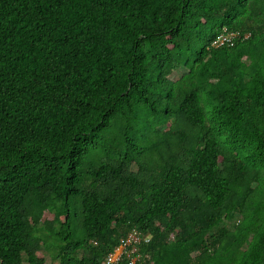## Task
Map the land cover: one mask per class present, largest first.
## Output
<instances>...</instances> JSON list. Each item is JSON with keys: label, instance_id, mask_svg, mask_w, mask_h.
I'll return each instance as SVG.
<instances>
[{"label": "trees", "instance_id": "obj_1", "mask_svg": "<svg viewBox=\"0 0 264 264\" xmlns=\"http://www.w3.org/2000/svg\"><path fill=\"white\" fill-rule=\"evenodd\" d=\"M132 230L134 264H264V0H0V264Z\"/></svg>", "mask_w": 264, "mask_h": 264}, {"label": "built area", "instance_id": "obj_2", "mask_svg": "<svg viewBox=\"0 0 264 264\" xmlns=\"http://www.w3.org/2000/svg\"><path fill=\"white\" fill-rule=\"evenodd\" d=\"M236 33L228 32L227 29H223L212 42L215 47L223 44H232ZM140 242L139 233L136 230L130 231L123 239H121L119 246L115 247L102 261V264H116L123 253L129 257L128 264H134L136 258L132 255L136 251L135 244ZM130 248L129 250L127 249Z\"/></svg>", "mask_w": 264, "mask_h": 264}, {"label": "rangeland", "instance_id": "obj_3", "mask_svg": "<svg viewBox=\"0 0 264 264\" xmlns=\"http://www.w3.org/2000/svg\"><path fill=\"white\" fill-rule=\"evenodd\" d=\"M182 72H183L182 69L175 70L169 75V77L171 79H176L182 74ZM45 216H51V215L49 213H46ZM42 252L44 253V257H45L46 262L49 263L51 261L50 253L45 249H43Z\"/></svg>", "mask_w": 264, "mask_h": 264}]
</instances>
